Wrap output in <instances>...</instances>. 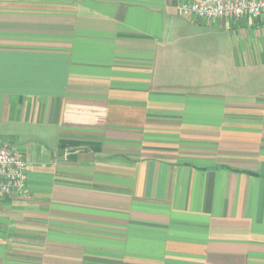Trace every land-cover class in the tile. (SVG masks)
Segmentation results:
<instances>
[{"label": "crops", "instance_id": "crops-1", "mask_svg": "<svg viewBox=\"0 0 264 264\" xmlns=\"http://www.w3.org/2000/svg\"><path fill=\"white\" fill-rule=\"evenodd\" d=\"M178 1L0 0V264H264V13Z\"/></svg>", "mask_w": 264, "mask_h": 264}, {"label": "built area", "instance_id": "built-area-1", "mask_svg": "<svg viewBox=\"0 0 264 264\" xmlns=\"http://www.w3.org/2000/svg\"><path fill=\"white\" fill-rule=\"evenodd\" d=\"M176 13L182 17L212 21L218 18L236 19L260 17L264 13V0H195L174 3ZM23 152L0 138V203L4 197L29 198L26 174L28 162Z\"/></svg>", "mask_w": 264, "mask_h": 264}, {"label": "water", "instance_id": "water-1", "mask_svg": "<svg viewBox=\"0 0 264 264\" xmlns=\"http://www.w3.org/2000/svg\"><path fill=\"white\" fill-rule=\"evenodd\" d=\"M65 151V150H64ZM63 150H62V152H64ZM70 151H72V150H70Z\"/></svg>", "mask_w": 264, "mask_h": 264}]
</instances>
